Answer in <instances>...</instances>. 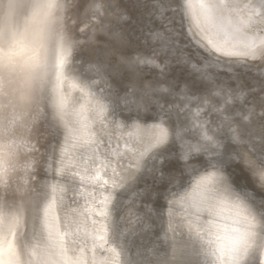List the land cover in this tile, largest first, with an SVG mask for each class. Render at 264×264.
I'll return each mask as SVG.
<instances>
[{
	"label": "bare ground",
	"instance_id": "6f19581e",
	"mask_svg": "<svg viewBox=\"0 0 264 264\" xmlns=\"http://www.w3.org/2000/svg\"><path fill=\"white\" fill-rule=\"evenodd\" d=\"M109 2L110 23H106L105 30H101L97 18L89 9L92 0H66L64 17L68 37L74 45L75 64L72 71L65 68L59 83L60 95L66 100L64 121H53L48 101H39L38 106L33 102L29 110V128L20 149L22 158L18 160L14 172L8 176L0 175V198L15 196L17 200H27L32 189L40 190L46 186L50 193L53 185L57 187V200L62 202V206L58 203L59 210L55 215L59 218L61 233L67 231L69 234L62 242L66 257H48L47 264H203V258L197 255L198 245L188 240L181 220L182 208L175 202L178 196L173 193L183 194L190 190L197 175L206 173H185L186 187L177 189L169 181L177 169H183L186 142L172 141L170 137L169 144L154 149L150 142L141 139L144 126L155 125L160 119L159 108L152 100L159 99V104L165 109L170 105L179 106L181 101L176 96H153L151 100L144 97L148 107L144 115H155L157 119L144 121L139 129L132 126V121L126 120L129 115L135 116L134 104L110 106L107 112H100L95 107V101L101 99V92L104 97H109L114 89H119L121 96L139 101L142 94L138 85L141 81L163 80L164 86L175 85L176 92L187 85L198 97H203L206 90H235L242 95L230 111L239 113L251 108L253 103L264 97L261 91L264 88V55L260 50V42L264 40V20L259 16L261 9H243L231 14L233 24L238 19L252 17L253 26L241 33H235L227 21L217 27L214 22L201 19L199 29L193 23L192 30L202 32L207 48H218V52L214 51L221 55L222 60L225 57L228 60L205 59L195 49L206 50L200 46V38L188 35L187 24L181 30L177 21L175 28L181 35L171 45L168 54L157 60L163 67V76L159 67L136 64L133 69L127 64L121 65L119 57L112 58L113 67L107 72L99 73L93 65L104 59L107 50L118 48L123 56L130 59L150 57L153 50L159 51L170 36L159 21H153L151 25L147 23L149 18L146 13L150 4L138 5L137 0ZM247 3L249 0H239L241 7ZM259 3L260 0H252L254 5ZM119 15L128 18L119 20ZM149 28L153 31L150 32ZM108 29L119 31L127 43L121 46L111 37ZM153 32L160 35L154 37ZM209 40L211 44H208ZM245 44H255L256 49L248 55L225 54L248 52ZM40 54L45 55L43 50ZM47 55L53 58L51 52ZM242 57L247 63L237 64ZM233 58L238 59L229 61ZM197 68L199 71L194 70ZM75 73L83 74V79ZM56 83L53 76L48 86L49 96ZM84 85H88L86 90H82ZM86 92L93 95L90 97ZM198 105L205 108L202 101L194 100L191 103L192 112ZM129 107L132 112L128 111ZM208 110L211 108L201 112L198 122H207L212 127L219 117ZM206 113L213 115L214 120H208ZM190 117L191 113L174 110L170 114V122L174 126L184 124ZM164 119L169 120V116H164ZM82 125H86L84 132L81 131ZM189 138L186 137V140ZM219 139L222 144L198 154L191 164L211 172L213 169L207 167L208 160L219 159L217 154L223 153L225 163L217 175L237 188L248 189L257 199L264 197L259 176L254 175L245 163L246 159L254 158L255 154L250 151L252 145H235L223 137ZM256 147L258 150V144ZM198 161H204V164ZM170 201L173 203L170 204ZM89 207L91 210L86 211ZM221 207L224 217L231 216L229 201ZM102 208H107L109 212L107 220L96 215ZM65 223L68 224L67 229ZM170 224L175 231L169 230ZM9 240L13 237L6 228L0 230V248L3 249L0 258L4 260L10 259L7 252ZM14 248L20 264H45L46 257L39 246L21 252L19 244L14 242ZM110 249H115L119 255L115 256Z\"/></svg>",
	"mask_w": 264,
	"mask_h": 264
},
{
	"label": "snow or ice",
	"instance_id": "6c2138e0",
	"mask_svg": "<svg viewBox=\"0 0 264 264\" xmlns=\"http://www.w3.org/2000/svg\"><path fill=\"white\" fill-rule=\"evenodd\" d=\"M137 4L144 6L150 4V10L146 13L149 18L147 23L151 25L153 21H159L161 27L170 34L169 39L159 51L154 49L150 57L138 56L130 59L123 56L118 48L109 49L104 53V59L99 61L98 65H93L97 72H107L113 67L112 58L119 57L121 65L127 64L133 69L136 64L159 67L163 76V67L157 60H162L168 54L171 45L177 42L181 35L175 28L177 21L181 30L188 25V35L193 38L199 37L200 46L205 47L211 57L212 51L218 52L219 49L207 48L203 43L205 37L202 32L192 30L193 23L199 29L201 19L214 22L217 27L227 21L235 33H241L253 26L252 17L247 20L238 19L233 24L231 14L256 7L261 9L259 16L264 20V0H260L258 5L252 4V0H249L243 7L240 6L239 0H196L195 3L193 0H137ZM65 7L66 0H0V175L8 176L18 167V160L22 158L20 149L23 147V138L30 124L29 110L34 101L37 106L39 101H48L53 121L61 123L64 121L66 100L60 95L59 83L65 68L72 71L75 64L74 45L68 37L65 24ZM110 7L109 0H92L89 5L101 30H105L106 23H110L108 20ZM169 12L172 13L171 16L168 15ZM127 18L126 15L117 16L119 20ZM108 31L121 46L127 43L119 31L111 29ZM149 31L153 30L149 28ZM153 35L158 37L160 33L153 32ZM211 43L209 40L208 44ZM245 47L249 49L248 52L225 54L248 55L256 49L255 44H245ZM41 50L45 55L40 54ZM260 50L264 55V40L260 42ZM49 52L53 54L51 59L47 55ZM194 70L199 71L198 68ZM75 74L83 79V74ZM53 76L57 83L52 89V95L49 96L48 86L52 83ZM164 84L163 80L141 81L138 85V90L142 94L139 101L121 96L119 89H114L109 97H104L101 92V99L95 101V107L100 112H107L110 106L134 104L135 116L129 115L126 120L132 121V126L139 129L144 121L157 119L155 115H144L148 112L144 97L150 100L153 96L178 97L180 105H170L168 109L159 104V99L151 101L157 104L160 119L155 125L144 126V136L141 139L150 142L154 149L169 144L170 137L172 141L186 142L183 169H177L169 181L174 183L177 189L186 187L183 179L185 173L189 175H196L201 171L206 173L197 175L195 181L191 183L190 190L183 194L173 193L174 196H178L175 202L182 208L181 220L188 240L193 245H198L197 255L203 258V264H264V197L257 199L248 189L237 188L233 183L217 175L225 163L223 153L217 154L219 159L208 160L207 167L213 169L211 172L191 164V160L198 154L208 152L222 144L219 137H223L230 144H250L252 145L250 151L255 155L252 159H246L245 163L254 175L259 176L264 187V97L253 103L251 108L237 113L230 111L242 95L235 90L227 92L222 89L206 90L203 97H198L187 85L176 92L175 85ZM87 88L88 85H84L82 90ZM261 91L264 92V88ZM86 94L90 97L93 95L91 92ZM194 100L202 101L205 108L198 105L196 111L192 112L191 103ZM207 107L219 117L215 126L209 127L207 122H198L201 112ZM174 110L179 113H191V117L186 123H177L174 126L170 122V114ZM128 111L132 112L133 109L129 107ZM47 115L45 112V116ZM166 115L169 116V120L164 119ZM81 131H86V125L81 126ZM186 137L190 138L186 140ZM198 163L203 165L204 161ZM5 183L7 185V182ZM57 196V187L53 185L50 193L46 186L40 190L32 189L27 200H17L15 196L11 199L0 198V230L6 228L8 234L13 237V240L7 241L10 259L0 258V264H20L14 242L19 244L21 252L39 246L46 257L45 264L48 257L57 255L66 257V249L62 242L69 233L60 231L59 218L55 213L59 210L58 203L62 206V202H58ZM225 201L232 205L230 209L232 214L229 217L222 215L221 205ZM100 203L104 204L105 201ZM90 210L91 207L86 209ZM96 215L106 220L109 218L107 208L97 211ZM64 227L67 229L68 224L65 223ZM169 230L175 231V228L170 224ZM115 235L117 233L114 228ZM110 251L115 253V249ZM118 255L119 253H115V256ZM2 256L3 249L0 248V257Z\"/></svg>",
	"mask_w": 264,
	"mask_h": 264
},
{
	"label": "water",
	"instance_id": "95a60500",
	"mask_svg": "<svg viewBox=\"0 0 264 264\" xmlns=\"http://www.w3.org/2000/svg\"><path fill=\"white\" fill-rule=\"evenodd\" d=\"M196 51H198L205 59H212V60H215V61H225V60H228V57H225L223 58L222 60V57L220 54H217L214 50L212 51L211 53V57L209 56V52H207L206 50H204V48H202L203 50L199 49V48H195ZM238 59V58H236ZM235 58H233L232 60H229V61H233V60H236ZM240 61H238L237 64H245L246 60L242 57V58H239ZM249 61V60H248ZM247 63V62H246ZM189 183V181H188Z\"/></svg>",
	"mask_w": 264,
	"mask_h": 264
},
{
	"label": "rangeland",
	"instance_id": "374dc122",
	"mask_svg": "<svg viewBox=\"0 0 264 264\" xmlns=\"http://www.w3.org/2000/svg\"><path fill=\"white\" fill-rule=\"evenodd\" d=\"M209 112H212L211 110H208ZM209 114V115H208ZM206 118H208V120H214V116L213 115H211L210 113H206V116H205Z\"/></svg>",
	"mask_w": 264,
	"mask_h": 264
}]
</instances>
